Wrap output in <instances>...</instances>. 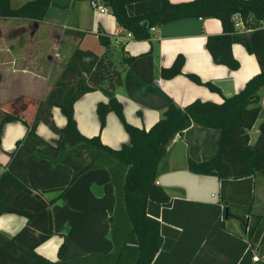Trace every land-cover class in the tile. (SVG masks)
<instances>
[{
    "label": "crops",
    "instance_id": "crops-1",
    "mask_svg": "<svg viewBox=\"0 0 264 264\" xmlns=\"http://www.w3.org/2000/svg\"><path fill=\"white\" fill-rule=\"evenodd\" d=\"M10 1L13 7H19L30 0H16L18 4ZM51 2L42 21L0 18L3 20L0 39H3L1 36L8 39V44L0 48L6 55L4 61H8V81L24 86L17 89H27L0 104L24 96L38 101L45 99L77 48L103 55L105 47L100 35L112 37L117 47L124 45L126 52L136 57L124 71L123 86L116 90V97L123 105L126 121L142 129L153 126L171 103L180 107L196 99L221 103L223 97L237 94L254 75L264 71V24L254 29H236L232 35V52L240 67L231 70L216 64L206 48L209 36L222 33L221 22L216 18H186L154 26L150 29V39L138 40L117 23L111 11L95 12L90 0ZM178 55L185 59L183 73L170 79L162 77L161 70L170 67ZM187 74L213 83L221 94L194 83ZM262 91L264 96V88ZM107 101L102 90L89 92L75 103L74 115L83 135H99L104 144L118 149L130 138L114 112L108 113L101 130L97 105ZM53 120L59 128L66 124L58 108L53 109ZM263 121L262 107L258 120L249 130L252 145L259 137V125ZM41 124L44 123L37 128L39 135L46 140L56 139V134L52 136ZM25 134L26 126L21 122L5 125L0 142V174L9 171L48 200L55 199L68 187L72 169L52 165L48 160H35L32 144L27 139L16 147V142ZM220 136L219 130L192 125L172 141L157 180L170 197L171 205L165 212L166 222L160 220L164 225V246L156 264L234 262L237 249L233 239L221 234L219 239H208L211 230L217 229L216 209L212 206L218 204L227 213L222 220L223 229L250 244V264H264V174L247 180H230L223 186L216 176L193 174L187 168L189 158L202 160L211 156ZM115 204V189L108 170L101 168L85 173L51 206L54 234L37 248V253L57 261L63 243L66 245L64 261L113 252L109 219ZM25 224L21 216L4 214L0 217V232L11 237ZM249 226L253 229L250 237ZM259 229V236L254 238ZM215 233L218 232L215 230ZM255 255L259 256L258 261H253Z\"/></svg>",
    "mask_w": 264,
    "mask_h": 264
},
{
    "label": "trees",
    "instance_id": "trees-1",
    "mask_svg": "<svg viewBox=\"0 0 264 264\" xmlns=\"http://www.w3.org/2000/svg\"><path fill=\"white\" fill-rule=\"evenodd\" d=\"M99 1L109 8L117 23L138 40L150 39V29L154 26L186 18L218 19L222 33L209 36L206 48L216 64L231 70L240 67L232 52L237 17L251 29L264 24V0ZM51 3V0H30L13 7L10 0H0V18L42 21ZM100 42L105 47L101 56L81 48L72 53L45 99L38 101L24 96L0 104V141L6 124L21 122L26 126V134L16 142V147L27 139L32 144L35 160H48L52 165L72 169L68 187L52 200L36 188L26 186L9 171L0 174V217L13 214L26 220L11 237L0 232V264H156L164 246L161 221L166 222L165 212L171 205L170 197L157 180L172 141L192 125L219 130L221 136L211 156L202 160L188 159L190 172L216 176L223 186L230 180H247L264 174V121L259 125L260 134L255 144L250 143L249 135L264 108L261 95L264 71L254 75L237 94L223 97L221 103L200 99L185 107L171 103L153 126L142 129L126 121L123 105L116 97V90L123 86V73L136 57L130 56L124 45L117 47L110 36L100 35ZM245 46L251 51L248 44ZM184 64V57L178 55L170 67L161 70V76L170 79L182 74ZM186 76L221 94L213 83L203 82L195 74ZM98 89L108 98L107 102L97 105L101 130L108 113L114 112L129 135V142L118 149L104 144L99 135L87 137L78 129L75 103ZM54 108L60 109L66 118L62 128L54 123ZM40 123L48 124L56 139L46 140L40 136L37 132ZM101 168L108 170L115 189V210L109 219L114 251L64 261L66 245L63 243L57 261L38 254L37 248L54 234L51 206L82 175ZM212 207L216 209L217 229L211 230L208 239H219V234L233 239L237 257L231 264H250V244L225 231L222 220L227 213L219 204ZM260 231L255 232L254 238ZM252 234L249 226V237Z\"/></svg>",
    "mask_w": 264,
    "mask_h": 264
},
{
    "label": "rangeland",
    "instance_id": "rangeland-1",
    "mask_svg": "<svg viewBox=\"0 0 264 264\" xmlns=\"http://www.w3.org/2000/svg\"><path fill=\"white\" fill-rule=\"evenodd\" d=\"M14 4H18L16 2V0H14ZM0 23L2 24L3 20L0 19ZM1 38H3V39H0V48L3 47V45H5V43L8 44V39H6L3 36H1ZM2 51L3 50L0 49V78H1L0 79V101L13 98V97L17 96L18 94H20V92L21 93L27 92L26 88L17 89V88H22L24 86L18 87L17 85L13 84L10 80L8 81V61L7 62L4 61L6 59L5 58L6 55ZM1 59H3V62H1ZM262 93H263V91L261 92V95H262ZM41 125H42L41 127H44L45 130L48 129L51 135H52V133L55 134L48 124L44 123ZM1 141H2V139H1ZM6 155H8V153H6Z\"/></svg>",
    "mask_w": 264,
    "mask_h": 264
},
{
    "label": "built area",
    "instance_id": "built-area-1",
    "mask_svg": "<svg viewBox=\"0 0 264 264\" xmlns=\"http://www.w3.org/2000/svg\"><path fill=\"white\" fill-rule=\"evenodd\" d=\"M91 3V7L95 12H99L102 14H107L110 12L109 8L107 6H105L102 2H100L99 0H90ZM236 29L239 28H244V24L242 23L241 19L239 17H237V22L235 24ZM128 37H131V33L127 34ZM158 184V182H157ZM253 261H258L259 260V256L255 255L253 256Z\"/></svg>",
    "mask_w": 264,
    "mask_h": 264
}]
</instances>
